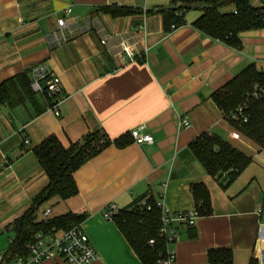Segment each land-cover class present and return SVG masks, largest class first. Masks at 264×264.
Instances as JSON below:
<instances>
[{"label": "crops", "instance_id": "crops-1", "mask_svg": "<svg viewBox=\"0 0 264 264\" xmlns=\"http://www.w3.org/2000/svg\"><path fill=\"white\" fill-rule=\"evenodd\" d=\"M172 1L177 0H0V81L44 64L60 78L64 96L59 117L47 109L31 118L30 104L14 110L0 106V261L12 242L9 226L48 185L34 147L52 135L65 147L96 131L112 141L126 134L132 138L140 126L152 144L131 139L123 148L109 146L74 173L78 194L46 203L38 219L47 210L54 217L85 214L82 228L98 255L92 264H142L117 225L104 218L105 208L114 203L122 210L148 195L172 212L189 211L196 207L191 187L203 184L212 214L180 230L170 246L173 264H209V251L222 248L232 250L235 264L257 259L264 152L230 125L212 94L251 65L264 72V29L243 33L242 48L235 50L195 30V10L172 33L164 31L161 16L114 19L99 12L114 6L145 12ZM61 18L69 23L60 33L65 42L52 50L47 41L59 31ZM88 21L90 30L83 32ZM119 37H135L131 51L145 50V58L134 61L119 53L112 45ZM182 118L190 128L179 126ZM234 131L239 139L231 138ZM204 134L222 137L252 159L227 190L190 150ZM42 264L66 263L47 259Z\"/></svg>", "mask_w": 264, "mask_h": 264}, {"label": "trees", "instance_id": "trees-1", "mask_svg": "<svg viewBox=\"0 0 264 264\" xmlns=\"http://www.w3.org/2000/svg\"><path fill=\"white\" fill-rule=\"evenodd\" d=\"M254 1H261V6L254 7ZM263 2L264 0H177L167 7L145 12L117 6L101 7L99 12L114 19L141 14L147 17L161 16L164 31L172 33L186 25L187 14L195 10L199 12L198 18L192 23L195 30L231 49L240 50L243 33L264 29ZM229 7L233 10L222 11ZM32 69L0 81V106L14 110L30 104L34 109L31 118H34L45 112L52 101L45 93L40 95L33 91ZM257 89H264V72L251 65L214 92L212 100L230 125L264 152V95L253 98L252 94ZM242 106L244 110L238 119H231ZM131 139L126 134L112 141L101 131H96L71 143L69 147H65L55 135L34 147L33 153L48 178V185L33 199L29 210L9 226L12 242L0 264H11L17 258L27 257L38 237L54 235L82 224L87 218L85 214L69 213L38 219V212L53 199L67 200L76 196L78 188L74 173L109 146L123 148L132 142ZM190 150L222 190H227L252 162L250 157L216 134L200 136L190 144ZM191 193L199 216H210L211 197L205 185L192 186ZM147 196L137 198L131 206L120 210L113 222L142 264H160L168 256L167 242L159 235L162 211L152 197L148 200L150 210L141 209L140 203ZM208 261L209 264H235L232 250L226 248L210 250ZM250 264L259 263L257 259H253Z\"/></svg>", "mask_w": 264, "mask_h": 264}, {"label": "built area", "instance_id": "built-area-1", "mask_svg": "<svg viewBox=\"0 0 264 264\" xmlns=\"http://www.w3.org/2000/svg\"><path fill=\"white\" fill-rule=\"evenodd\" d=\"M71 8L66 10V15L71 13ZM59 31L51 35L48 39V45L53 50L59 47L62 42H65V37L62 34L65 32L69 23L67 19L61 18L58 20ZM88 26L83 29V32L89 31ZM118 38V37H117ZM120 42L115 45L119 48V53L124 54L131 60L143 59L146 56L145 50L138 54L131 51V46L134 44L133 39L135 37L122 38L119 37ZM102 44H106L107 40L103 39ZM32 77V89L34 92L43 95H47L52 101V105L48 107L52 110L56 117L60 116L59 105L63 101V87L61 80L58 76L50 71V69L44 64H38L33 67L31 72ZM264 95V89H257L252 94L253 98H259ZM244 110V106L240 107L236 113L231 116V119H238L239 114ZM238 113V114H237ZM179 126L182 128H190V123L186 119H179ZM145 126H140L131 132V137L135 143L142 145L145 143L152 144L153 137L149 134L143 135L142 131ZM240 135L237 131L231 133V138L239 139ZM29 143V141H26ZM150 196L144 198L141 203V209L147 208L150 210L148 204ZM162 211L161 215V227L159 235L162 237L168 245V256L160 264H173L175 262V252L171 249V245L178 239L180 230L182 228L194 227L197 220L200 218L197 209L181 212H172L165 208L163 205L157 203ZM120 211L116 204L112 203L108 205L103 216L107 221H113L114 216ZM51 211L47 210L44 215L50 216ZM257 216L260 218L257 228V237L255 241L254 251L259 264H264V209L259 208L257 210ZM98 258L97 252L94 246L90 243L86 236L82 224H79L67 231H62L54 235L38 237L37 241L30 247V253L27 257L17 258L14 264H42L47 259H61L66 264H92Z\"/></svg>", "mask_w": 264, "mask_h": 264}, {"label": "rangeland", "instance_id": "rangeland-1", "mask_svg": "<svg viewBox=\"0 0 264 264\" xmlns=\"http://www.w3.org/2000/svg\"><path fill=\"white\" fill-rule=\"evenodd\" d=\"M264 3V2H263ZM260 5H261V2L260 1H254L253 2V6L254 7H256V8H258V7H260ZM222 11H224V9L222 10ZM54 214V213H53ZM55 215H51L50 217H54ZM12 264V263H11Z\"/></svg>", "mask_w": 264, "mask_h": 264}]
</instances>
